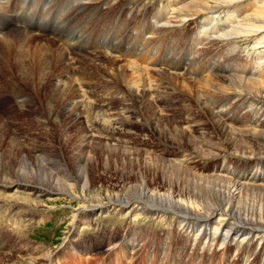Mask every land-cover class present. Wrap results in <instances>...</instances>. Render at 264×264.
Here are the masks:
<instances>
[{"label": "bare ground", "instance_id": "1", "mask_svg": "<svg viewBox=\"0 0 264 264\" xmlns=\"http://www.w3.org/2000/svg\"><path fill=\"white\" fill-rule=\"evenodd\" d=\"M25 1L8 0L7 4L11 8L9 10L7 4L0 0V34L5 33L0 40V75L5 76L6 71L8 76L16 69L22 81L29 84L34 91L40 93L44 87H49L48 104L61 105L63 117L78 127L77 134L83 141L76 134L79 144L74 151L78 155L71 165L60 159L61 156L54 150L52 153L55 147L50 149L51 159L45 157L40 159L41 156L35 154L37 147L31 149V153L35 154L32 155L34 163L30 162V155L25 154L24 147L17 148L21 160L13 162L17 167L15 166L12 175L5 173L6 175L0 178V192L14 191L17 196L26 195L27 200L35 203L43 198L59 196L77 200L80 206L74 210V217H79L77 224L79 222L83 224V232L86 228H100L102 217L113 216L119 218L121 222L127 221L133 228L126 231L115 229L113 239L115 243L118 242L121 247H125V252L127 247L132 249L133 256L142 249H145L146 253L150 245L149 235L146 237L144 234L150 229L137 226L135 220L149 218L164 224L166 222L163 221H173L161 238L159 230L152 229L157 240L156 247L165 257L173 248L169 247L171 243H182V246L177 248L181 251L183 247L193 242L190 248L192 257L199 258L202 264L207 262L201 257L202 252L199 253L200 247L205 251H211V247L217 244L219 249H223L226 257L232 253H228L226 247H234L236 251L234 257L233 255L229 257V259L233 257L234 261L237 259L233 264H237L241 252L244 254L242 259L249 262L247 264H253L258 258L254 250L252 255L248 256L253 239H258L254 247L262 246L261 257L264 256V160L249 166L245 162L238 164L239 158L264 155V51L255 57L252 55L253 58L249 54L246 57L245 53L241 52L244 48L241 50V47L238 48L235 44L229 45L231 40L239 38L252 39L256 45H264V1L247 4L250 8L246 12L248 6L242 4L245 0H171L166 6L168 12L159 9L153 13L147 4L149 0H143L138 9L133 8L131 0H64L66 11L60 16L58 13L63 0H33L27 6H23ZM33 3L41 4V7L37 9ZM31 4L33 5L29 7ZM52 11L54 12L50 20L54 24L50 21V25L55 27L54 36H43L46 32L38 35L39 32L36 33L35 29L42 28L37 27L38 23L35 26L32 22L23 23L20 28L13 26L17 24L14 13L21 12V16L31 18L36 16L44 20ZM223 15L229 20L220 24L218 20ZM202 17L205 18L201 19ZM136 22V27L132 26ZM179 32L186 34L180 38L181 42L172 41L179 36ZM95 34L99 37L96 41ZM130 39H135L137 45L134 44L136 46L130 51L128 49L127 54H123V49H117L114 45ZM98 40L101 42L107 40V43H103L102 47L99 46ZM164 40L172 42L165 48L163 54ZM34 42L38 44L34 45ZM195 42L197 45L194 49L192 46ZM101 47L105 51L99 49ZM175 49L176 53L171 55ZM116 53L119 55L116 56ZM192 55L194 57L186 64ZM172 60L174 62L170 66ZM119 61L123 64L114 69L115 63ZM143 67L148 72L170 76L184 86L189 87V84L194 83L198 100L211 119L207 122L201 116L190 113L192 106L184 107L179 114L172 111L161 113L151 100L155 97L157 101L164 99L158 89L160 86L152 87L151 84V87L143 90V95L138 89L134 95L151 98L147 104L150 109L148 126L152 130L150 133L156 134L159 141L139 144L138 147L143 148L135 149L136 152L124 151L127 167L123 166V170H128L130 181L123 191L106 194L104 198L99 194L89 195L94 182L91 173L95 168L92 165L95 151L87 158L89 153L87 149L95 145L96 149L102 148L104 152L107 147L100 145L104 144L102 141H96V138L89 136V130L94 133L95 129L87 123L85 126L84 123L87 121L99 129L109 130L111 121L105 117L103 119L105 125L98 126L94 121L96 109L108 108L111 103L95 102L93 105L92 102H87V105L84 103L81 107L75 101L78 93H81L80 89L83 90L79 84L83 81L79 80H91L87 82L85 94H97L100 89L98 83L92 81L91 76H94L93 78L102 76L105 79L110 75L108 78L121 79L123 84L129 86L128 79L132 77L130 72L134 68L141 72L144 70ZM210 67L218 72L212 74ZM130 88L134 87L130 85ZM108 91V87H103V93L107 94ZM109 95L113 96L111 93ZM4 102L1 97L0 107L5 104ZM112 105L110 107H113ZM1 122L0 118V124L3 123ZM123 124L126 128L132 127V123ZM4 130V125L0 126L2 137L6 134ZM94 136L97 137L95 133ZM16 139V136L11 138L10 151L16 147L14 145L22 144ZM163 143L175 145L172 147L178 150L169 151ZM228 151H231L232 155H227ZM162 156H166L164 160ZM220 157L226 158L219 162ZM195 158L209 161L213 166L204 169L198 168L195 163L189 164ZM150 174L156 175V179L162 177L165 183L164 191L158 186L150 188L148 183ZM77 189H81L80 194H77ZM32 206L36 207L37 204ZM129 231L136 243L129 244V239H133L130 235L125 238ZM73 236L80 235L76 233ZM90 239L80 238V242H88L83 246L90 253L89 257L94 252ZM73 241L76 240L71 241L72 255L75 252L73 249L76 248ZM103 250V247H100L97 253H103ZM51 252L41 259L46 263L49 260L51 263V257L54 256ZM180 254L181 252H177L175 256L179 257ZM175 256L173 258L178 259ZM4 257L1 256L0 264H5ZM39 262L37 260L31 264ZM208 263L214 264L213 260Z\"/></svg>", "mask_w": 264, "mask_h": 264}, {"label": "rangeland", "instance_id": "2", "mask_svg": "<svg viewBox=\"0 0 264 264\" xmlns=\"http://www.w3.org/2000/svg\"><path fill=\"white\" fill-rule=\"evenodd\" d=\"M131 1H132L131 3L134 4L133 5L134 9L140 8L143 3V0H138V1L131 0ZM170 1L171 0H149L147 1V4L150 7L149 8L150 11L153 13L159 11V9L160 11L168 12L166 6L169 3H171ZM258 1H264V0H245L244 2H242V4L247 5V4L255 3ZM247 6H248L247 7L248 9L247 8H246L247 10L244 9L246 10V12L250 8L249 5ZM65 7H66V4L64 3V0H63L61 7L59 9V13H58L59 16L63 12L66 11ZM59 16H57V19ZM22 17H24V15H22L21 18ZM3 18L4 17L2 16V19ZM204 18L202 17L201 19H204ZM228 20L229 19L227 18V16L223 15L220 17L218 22L220 24H224ZM14 21L16 20L14 19ZM136 24L137 22L133 23L132 26L136 27L135 26ZM47 30L48 31H46V33L43 32L42 30H37L35 32L36 33L41 32L40 34L38 33V35H43L45 33L43 36H46V37L49 35L51 36L55 35L54 33L51 34L52 32L50 28H48ZM178 35L179 36L175 38L176 40L174 39L172 41L179 42L180 38L186 34L185 33L181 34L179 32ZM94 38L96 41L99 37L97 34H95ZM241 39L243 38H239V40L238 39L231 40L232 43L230 42L231 44L229 43V45L232 46L235 44L237 45L238 48L241 47V50L244 48V50L241 51L245 53L244 56L247 57L248 56L247 54H249L251 57L252 55L253 57H255L260 52L264 51L262 50L264 49V45L262 44H261L262 46L256 45L255 40H252V39L247 40L246 38H244L241 41ZM135 41H136L135 39H130L128 41L125 40L122 42L119 41L115 43V46L117 49L118 48L123 49L122 51L123 54L124 53L127 54L129 53L130 49L134 48L137 45ZM172 41L164 40V43L162 45L163 54L166 51L165 48L166 47L168 48V45H170ZM99 43H100L99 46L103 44V42L101 41H99ZM36 44H38V42H34V45ZM196 45L197 44L195 42L192 48L195 49ZM203 47L206 48V46H203ZM99 49H102L103 51H105L102 47ZM176 51L177 49H175V52L171 53V55H174ZM115 55L117 56L119 54L116 53ZM180 55L178 56L180 57ZM193 57L194 56L192 55L186 61V64H188ZM121 59L124 60V58H121ZM172 62H174V60L170 62V66L173 65ZM120 64H123V62L121 61L116 62L114 65V69H117V67ZM212 69L214 68L210 67V72H212V74L213 72L217 71V70L213 71ZM133 71L130 72L132 77L128 79L129 86L123 84V81L121 79L113 80L112 78H108V77H111L110 75H108V77H105V79H103L102 76L101 77L95 76V78H93L94 76H91L92 81L94 83H98V86L100 89V91L97 94L93 93L92 95L91 94L89 95V93L85 94V91H84L87 85V82H90L91 80H87V79L79 80V82L83 81L82 83H79L82 85L83 90L80 89L81 93H78L77 99L75 101L78 102L81 105V107L83 106L84 103L87 105V102H92L93 105L95 104V102L96 104H100V103L102 104L111 103V105L113 104L112 105L113 107H110L111 106L110 105L108 108L102 107L105 109L97 108L96 109L97 113L95 114L96 120L94 121V123L97 124L98 126L106 124L103 122L104 117L108 119L109 122L111 121L110 122L111 124L108 127L109 130L99 129L97 126H93L87 121L84 123L85 126L87 123L88 126H91L95 129V131L93 130V132L95 133L97 137L94 136V133H91V130H89L90 132H88L89 136H92V138H96L95 139L96 141H102L105 145L104 144H100V145H102L103 147H107L104 150V152L102 148L96 149L94 147L95 145L87 149V151L89 152L87 158H89L92 155V153L95 151L92 156L93 157L92 165L95 168L93 172L91 173L93 175L94 182L88 193L89 195L99 194V196H102L104 198L106 194L108 195L109 193L113 194L119 191H123L129 185V181H130L128 180V174H127L128 170H125V171L123 170V166L127 167L126 165L127 160H125L126 157L123 155L125 154L124 151L127 152V150H132L133 152H136L134 151L135 149L143 148L141 146L138 147L139 144H145L146 142L147 143L148 142L157 143L159 141L158 136L156 134L150 133L152 132V130L148 126V122L150 120L149 119L150 114L148 110L150 109L147 104L151 98L148 97V99H146L145 97L142 96L143 90L147 89L148 87H151L152 86L151 84H153L152 87H155L156 85L160 86L158 87V89L161 95L164 96V99L162 101L160 100L157 101L156 97L154 99L153 98L151 99L158 106V111H160L161 113H168L169 111H172L175 113H178V112L181 113L184 107L192 106L191 108L192 112L190 113L201 116L207 122L208 120L211 119V117L208 116L206 110H204V108L201 106L198 100V97L196 95V86L194 83H192L191 85L189 84V87H188L186 85L184 86L182 83L174 81L170 76L160 75L153 71L148 72L147 69L142 70L143 73H141L142 71L140 72V70L135 69V68ZM140 75L141 76L144 75L147 78H145L144 76L140 77ZM70 76L72 77V75ZM107 79H110V80H107ZM140 80L142 82H140ZM146 83L149 86H147ZM116 84L117 86L115 87L114 85ZM37 85H39V82L37 83ZM130 85L131 87H134V88L129 89ZM103 87H108L109 91L107 94L102 92ZM172 88L174 90H172ZM138 89L140 91V94H142L141 96H139L138 94L134 95L136 94ZM104 90H106V88H104ZM131 90L133 92L135 90V92L133 93ZM38 93L39 92L34 91L33 88L29 86V84H26L24 81H22L16 69H13V73H10L8 76H6V71H5V76L0 75V98L2 97L3 100L5 101L4 102L5 104L0 107V114H1L0 118L2 119L3 123L2 122L1 123L4 125L5 130H6V132H4L6 134L3 137L0 134V178H3L6 174L12 175L13 170L17 167L13 162L18 161L19 159L21 160V156L19 155V149H17L19 147H24V151L26 152L25 154L30 155V162H33V163L35 159H33L32 155H35V154L38 155L39 157L41 156L40 159H45V158L51 159V155L49 153L51 152L50 149L53 147H55V149H52V153L57 152V154L61 156L60 159H64L65 163L68 165H71L74 159L78 155V154H75V151H74L76 149V146L79 144L77 137H76L78 127H76L72 122H70L69 120L65 119V117H63L61 113L60 104H56V106L55 104L53 105L48 104V95L50 94L49 87H44L40 91V93L39 94ZM110 93L113 94V96L109 95ZM125 99L127 103L125 102ZM105 100L107 102H102ZM162 103H165V104H162ZM159 108H161V110ZM126 111L127 113H125ZM123 122L132 123L131 129L126 128ZM2 124H0L1 127H3ZM195 126L197 127L198 124H195ZM118 131H127V133H121V132L119 133ZM14 136H16L17 138L16 140L20 141L22 144L14 145L16 147L10 151V149L12 148L11 138ZM77 136L80 138V140H82V137L79 134H77ZM146 137L147 139H145ZM49 140L52 142H50ZM164 145L167 146L169 151L172 149L178 150L172 147L175 145H172L169 143H166ZM35 147H37V152L35 154L31 153L30 150ZM230 152L228 151L227 155H232ZM223 155L224 154L222 153V156ZM52 156H54V154H52ZM162 157L164 160L166 156H162ZM225 158L222 159V157H220L219 162H223ZM263 160H264V155H261V156L259 155L253 158H249L248 156H245V157L239 158L238 164L239 163L243 164L245 162L247 166H249L256 162L258 163ZM191 163H195V165H198V168H204V169H207L210 166H213L211 162L203 160L201 158H195L194 160L189 162V164ZM11 164H13L14 166H12ZM136 170L135 172H137ZM156 178H157L156 175L150 174L149 182H148L150 188L158 186V188L161 191H164L165 190V187L163 186L165 184L164 180L162 179V177H158V179ZM3 192H0V258L1 256H5L4 257L5 264L7 263L8 264L10 263L12 264H31L32 262H37V260L40 261L39 264H43V263L44 264H176V263L177 264H202V261H200L199 258L192 257V254H191L192 250H190V248L193 242H191V244H187L185 247H183L181 251L178 250L177 248H180L182 246V243L180 242L179 244L171 243L169 247H173V248H171L169 254L166 257L162 254L161 251L158 250V247H156L157 240L154 238L152 229L156 228L157 230H159L158 232L161 238V236L165 235L167 230L171 227L170 222H173V221H169V220L163 221V222H166L164 224V223H158L157 220H153L154 218H149L150 220L149 219H143V220L140 219L137 221L135 220V224L137 226L148 227L147 230L150 229V231H145L144 233L146 237H148L147 235H149L148 238H150V242H149L150 245L147 247L146 253H145V249H142L140 252L136 253L133 256L134 252L132 249L127 247V252H125L124 251L125 247H121L120 244H118V242L115 243V239H113V233L115 232V229H118V230L121 229V231H126L128 228H133V225L128 224L127 221L121 222L119 218L117 217L114 218L113 216L102 217L101 219L103 220H101L102 223H100L101 224L100 228L99 227L95 229L86 228L84 229V232H83L82 231L83 224L81 222L77 224V221H79V217L77 218L74 217V210L76 208H79L80 206L77 200H71L67 196L65 197L59 196V197L43 198L41 199V201L35 203V202H30L29 200H27L28 198H26V195L17 196V194H15L14 191H6L4 193ZM80 193H81V189H77V194H80ZM31 203L33 205L37 204V206L34 207L32 206ZM21 211L23 213H21ZM17 212H18V215H17ZM23 214H25L27 217ZM93 216L95 217V215ZM25 220H28V222H25ZM30 220L31 222H29ZM139 229H142V228H139ZM139 229H136V230H139ZM76 233H78L80 236H73ZM128 235L133 237L131 231L127 233L125 237L126 239ZM170 236L176 238L173 235H170ZM81 237L91 238L90 240H92V244H93V247H91V249L92 250L94 249V252H92L91 257H89L90 253L86 251V247L83 246V244L88 243V242H80ZM72 239L76 240V242L73 241L76 245V248L73 249L75 251L74 255H72V247H73L71 245ZM101 241H102V244H101ZM129 241H127L129 242V244L136 243L134 237L133 239H129ZM257 242H258V239H253V242L250 245L251 249L248 252V256H251L253 252L252 250H254L256 254L255 256L258 258L254 260L255 262L253 264H264V256L261 257V249L263 247L262 246L254 247L257 244ZM177 245L178 247H176ZM100 247H103L104 250H103V253L99 254V252L97 253V250ZM138 248L141 249L140 247ZM166 248L167 247H164V249ZM48 250L49 252L52 251L51 253L52 255H54L51 257L52 258L51 263H49V260L46 263L44 260L41 259V257L45 258L47 254H50ZM200 250L201 251L199 253L202 252L201 257L203 258L204 262H207V264H212V263H208V261L210 262L212 260L214 264H233V262L237 261V259H235V261L233 259L234 253L236 251L234 247L232 246L226 247V250L228 251V253L232 252V253H229V257L233 255L231 259H229L228 256H227L228 257L227 259V257L225 256L223 252V249H219L218 244L217 246H214L213 248L211 247V251H205L203 250L202 247H200ZM177 252L179 253L181 252L179 257L175 256ZM243 255H244L243 252H241L240 253L241 257L238 258L241 262H239L238 260L237 264L249 263L246 260L242 259ZM174 256L178 257V259L173 258Z\"/></svg>", "mask_w": 264, "mask_h": 264}]
</instances>
